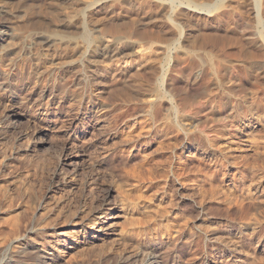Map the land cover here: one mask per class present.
Listing matches in <instances>:
<instances>
[{
  "label": "rangeland",
  "instance_id": "rangeland-1",
  "mask_svg": "<svg viewBox=\"0 0 264 264\" xmlns=\"http://www.w3.org/2000/svg\"><path fill=\"white\" fill-rule=\"evenodd\" d=\"M0 20L13 153L44 129V107L101 106L117 121L81 135L64 184L61 124L42 136L48 151L0 161V233L24 235L4 242L1 264H48L70 238L54 264H264V0H0ZM236 112L260 119L246 123L254 136H236ZM114 207L133 224L92 239V219Z\"/></svg>",
  "mask_w": 264,
  "mask_h": 264
},
{
  "label": "bare ground",
  "instance_id": "bare-ground-1",
  "mask_svg": "<svg viewBox=\"0 0 264 264\" xmlns=\"http://www.w3.org/2000/svg\"><path fill=\"white\" fill-rule=\"evenodd\" d=\"M0 28L3 31V34L2 32H0V39L5 40L7 37L11 36L10 27L8 25H5L3 22L1 23V20H0ZM41 37H44L42 38L44 41V44L52 43L51 37H48V36H41ZM0 49H1V46H0ZM68 111H65L62 106L60 108H57L56 110H53L50 106L44 107V112L41 113L40 116L35 117L36 119L34 118L33 120L34 122L40 121L42 123H46V125L44 124L45 125L44 129L42 128L43 130L38 132V136L34 140L33 143H30L28 146L26 145L27 147L24 146V148H18L17 152L15 151L14 153H13V150L16 145L17 139L15 140L14 138L12 139V137L9 134L12 133L16 129V123H17V120L19 119V115L18 113L13 112L11 115L9 114L7 117H5L6 119L2 121V124L0 126V130H1L0 132L2 133V137L0 138V141L1 142L4 141L2 143L0 142V161L2 162L3 166L7 165V161L10 160L12 157H15L14 159L22 162L24 161V157H25L24 155H26L29 151L41 153V151L44 152L45 150H47L45 147L48 144V141L43 139L42 136H49L51 140L54 137L56 138V134L54 133L53 130L50 129L51 126H49V124L51 123L53 125L61 124L65 128L64 130L65 131V135H64L65 141L63 142L64 145H62L63 147L62 154L57 158L56 163H54L53 165V175L55 177H60L61 178L60 182H62V184L65 183L66 178L69 176V174L75 175L79 169L77 161L79 157L83 156L80 154V151L78 150V142L81 139V135L90 134L91 132H92V135H94V132L97 130L112 131L117 125V121L115 120L116 117H114L112 109H107L101 106H95L93 107V110L91 111L86 110L84 113L77 112L73 114L72 112H70L72 113L70 114ZM254 120L260 122V119H257L255 117V113L253 112H247L243 116L240 113L236 112L235 116L233 117V120L231 121V127L235 129L234 131H235L236 136H239V137L254 136V133H256V128L252 129L250 127L249 130L246 129L248 125H250V124L248 125L246 124L247 121L250 123V122H253ZM43 147L44 149H40ZM186 150H187V154L185 156L186 161L188 163L193 162L191 151L196 150V148L192 144H190ZM204 153L206 152L205 151L201 152V154H204ZM243 175H244L243 171L237 170L235 171V173H233L231 176L229 175L228 177H229V180L232 181L233 184H236L243 179ZM117 209L118 207H114L112 209L113 210L112 213H107L102 222H98L96 218L92 219L91 229L94 230L91 235L92 239H100L101 237L109 235L110 233H115L116 229L114 227L117 223L116 222L112 223L114 220L120 219L124 224L131 225L132 222L129 220L127 214L121 217L116 216L115 211ZM1 233H0L1 235L0 239L3 240V242L2 241L0 242V256L2 257V252L4 251V248L8 246L9 247L11 246L13 250L14 248L16 249L17 246L19 248V245H16V244L22 240V237L24 235L23 236L21 235L22 237H13L15 233L14 234L10 233L11 240L8 241V239H10L9 233L7 234L8 239L5 234L4 236L6 238L5 240H4V237H2L3 234ZM64 234L65 233H62V232H56L55 235H51V236L58 237V240L54 241L51 244V246L53 247L57 246L59 244L60 238L63 237ZM14 236H17V234H15ZM6 240L9 242L8 246L6 245L7 244ZM4 242H6V244ZM1 243H4L6 246ZM76 244H77L76 241L70 238V242L68 241L67 245L63 244L61 248H56L55 250L50 252L49 255L52 256L51 259H48L49 261H51L50 264H54L58 259H62L67 255V250H66L67 247H64V246H68V249H72L73 248L72 246L73 245L76 246ZM259 251L260 253L264 254V240L262 241ZM1 257H0V264L4 261V259H2ZM49 261H48V264H49Z\"/></svg>",
  "mask_w": 264,
  "mask_h": 264
}]
</instances>
